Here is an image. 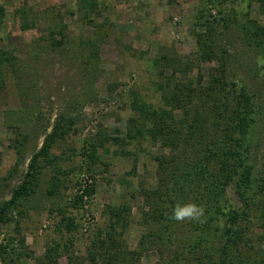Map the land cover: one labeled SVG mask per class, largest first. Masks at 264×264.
<instances>
[{
	"label": "rangeland",
	"instance_id": "1",
	"mask_svg": "<svg viewBox=\"0 0 264 264\" xmlns=\"http://www.w3.org/2000/svg\"><path fill=\"white\" fill-rule=\"evenodd\" d=\"M218 2L227 12L231 7L242 10L247 1L0 0L4 11L0 14V48L13 50L17 58L14 64L6 63L0 77V207L32 171L33 154L41 149L60 116L72 119L70 130L52 150L61 174L40 161L29 177V193L18 199L16 207H9L0 222V264H9L3 259L2 247L18 264H106L107 256L98 242L107 239L111 227L124 258L128 252L139 251L144 239L146 246L138 262L128 264H159L158 249L164 248L157 240L162 231L163 242L169 246L165 255L195 231L196 218L173 219L172 225L160 227L157 219L165 214L161 221L167 223L177 205L196 206L194 197L185 200L178 195L175 203H169L166 195L172 185L173 160L179 164L188 157L198 160L200 154L194 151L210 144L216 135L212 124H200L192 114L222 115L234 103L235 87L228 92L220 85L214 90L225 92L223 106L221 101L204 106L206 101L198 98L190 103L185 97L190 86L200 92L199 97L206 95L211 73L219 75L217 63H200L194 55L202 31L197 13L205 10L219 20L217 6H213ZM252 9V18L264 29V17L255 16ZM234 18L239 24H231L225 39L232 38L231 51L232 47L242 51L246 48L240 28L247 17ZM25 21L31 26L22 29ZM55 25L64 27L66 35L64 45L56 49L48 38ZM88 41L98 47V58L89 59L92 48L79 44ZM246 59L241 56V63ZM230 70L237 83L252 86L259 98L261 106L256 109L260 112L244 146L249 147V163L260 170L264 163V81L259 77L263 74L249 78V68L237 65ZM208 94L221 99L211 91ZM176 96L177 104L173 102ZM134 101L166 115L162 136L151 133L156 117L146 123ZM171 117L174 122L181 119L180 124H172ZM172 125L178 140L182 139L175 150L162 140L168 133L172 136ZM137 129L141 133L135 136ZM105 137L108 140L97 146L94 158L88 156L89 142L98 143ZM158 157L165 159L166 171H170L168 186L159 173ZM93 181L95 194L83 203L76 202V195ZM51 186L59 187L58 191L52 192ZM256 199L262 209L263 197ZM235 201L242 208L249 203ZM255 210H250L254 219L250 234L258 241L264 235V216L257 212V217ZM115 212L121 217H112ZM257 241L254 244L260 247Z\"/></svg>",
	"mask_w": 264,
	"mask_h": 264
},
{
	"label": "trees",
	"instance_id": "2",
	"mask_svg": "<svg viewBox=\"0 0 264 264\" xmlns=\"http://www.w3.org/2000/svg\"><path fill=\"white\" fill-rule=\"evenodd\" d=\"M246 1L245 8L242 10L231 7L227 12L218 6L222 2H218L217 5L213 3L214 7L217 6L215 10L220 17L219 20L216 16L207 13L205 10H199L197 13V19L202 31L197 35L195 58L200 63H217L218 66L215 67V71L219 72V75L211 73L208 85L209 89L206 95H200L199 97L200 92H197L189 85L190 87L185 97L190 103H192L194 98H198L200 101H206L204 106L209 103H214L215 105L217 101H221V105L223 106V104L227 103L224 91L229 92L235 87L234 91L236 93L233 95L235 97L234 103L229 105L222 115L220 113L217 116L211 117L207 111L199 113L197 109L195 110L198 112L192 114L194 120L200 124H212L216 135L210 140V144L199 151H194L197 153V156L200 154L198 160L188 157L187 162L183 161L181 164L173 160V171L170 175L172 185L169 184L170 189L166 195L170 198L169 203H175L178 195H182L185 200L194 197L193 201L197 207L203 209V215L193 221L195 231H192L190 235H185V238L180 240V245L177 246V249L170 251L167 255H165V249L167 250L169 246H166V243L163 242L164 237H162L165 231H162L160 237L157 235V238L159 237L157 242L164 248L158 249L159 264H264V235L259 236V240L257 241L258 237L250 234L252 233L254 223L252 212H250L251 208L257 209L254 211L257 217L260 214L264 216V205L262 209L261 207L258 208L261 204L256 199L258 196H262L264 199V163L260 170L254 164L249 163V147L244 146L245 140L260 112L256 109L257 105H261L258 104L257 99L259 98L253 92V87L246 86L247 84L244 81L237 83L236 81L238 80L234 78L235 74L230 70V67H236V65L248 67L250 71L249 73L247 72L249 78H252V76L259 77L260 74H263L259 78H262V81H264V29L258 26V19L252 18L251 15L254 14L249 12V9L253 8L252 10H256L255 16L264 17V0ZM3 13V9L0 8V14ZM221 15L227 17V19L221 18ZM234 17H247V20L244 21L240 28L243 31V37L240 36V39L246 48L242 51H236L233 47L231 51L228 46L232 43V38L229 41L225 39L227 36L226 31L229 30L231 24H239V20ZM35 23L36 21H34ZM30 26V22L25 21L22 29H27ZM220 26L223 29L226 28V30L222 31L219 28ZM63 28L56 25L50 28L48 38L51 40L52 48H61L64 45L66 35ZM226 38L229 37L227 36ZM79 44L82 48H85L87 45H89V48H92L89 59L98 58L99 49L95 42L90 43L88 41ZM241 56H247L245 64L241 63ZM16 60L17 58L13 50L6 51L0 48V77L6 63L14 64ZM189 67L191 66L187 68ZM218 85L224 91L214 90ZM178 91L182 94L181 89H178ZM210 91L214 96H220L222 100L213 98L208 94ZM208 99L210 100L209 102L207 101ZM135 100H137L136 96ZM173 102L177 104V96ZM134 106V108L137 107L141 110L146 123L149 122L147 120L152 121L151 116L156 117L151 133L155 137H157V134L162 136L166 125L163 116L166 115L158 113L155 110L150 111L146 103L138 105V101H134ZM171 119L172 124L175 125H177L178 121V124L181 122V119L175 122L173 117ZM71 122V117L60 116V120L52 128V131L45 136L41 149L33 154L31 159L30 166L32 171L27 172L18 192L15 191L8 203L0 207V222L4 220L3 216L6 214L8 208L12 206L16 207L18 199L29 193V177H32V174L36 172L40 161L44 162L45 166L51 168L55 174H61V168L57 163L58 158L53 155L52 150L56 147L58 140L63 139L68 133ZM32 123L31 121V127L34 128L35 125ZM43 132L45 133V131ZM172 132V136L168 133V138L164 137L165 139L162 140L171 150H175L181 144L182 139L178 140L177 131L173 125ZM140 133L141 130L137 129L135 136ZM29 136V134L24 135V140H27ZM98 136L102 137L103 133L99 131ZM105 140H108V137L102 138L98 143L97 141L89 142L91 153L88 156L94 158L97 146L101 145ZM17 141L16 139L15 142ZM22 144L23 142L19 146L21 147ZM190 153L193 152L191 151ZM157 160L160 167L159 173L162 172L163 183L168 186V174H170V171H166V161L160 157ZM190 160L194 161L191 162ZM180 179L183 180L182 183H180ZM58 189L59 187L57 186H51L52 192H56ZM195 189L201 191H196ZM95 192V183L93 181L82 188L80 193L76 195V202L83 203L86 197L91 198ZM235 200L240 202L248 201L249 203L247 204L249 206L246 204L245 208L239 207L235 204L237 202ZM157 212H160V210H157ZM257 212H260V214H257ZM164 216L165 214H161L160 218L163 219ZM112 217L119 218L121 215L115 212ZM161 219H157L159 227L174 223L173 218L168 220L167 223H162ZM262 222L264 225V221ZM111 228L114 229V227ZM112 229L107 233L106 240L98 242L99 249H103L107 256L106 264H128L133 260L138 262L139 256L142 255V248L146 246L143 242L144 239L141 240L139 251L128 252V257L124 258L125 253L117 250L120 245L116 239L117 234L115 235ZM256 241L258 242L256 244L261 243L262 245L257 247L254 244ZM1 254L5 261L8 260L9 264H18L15 263L14 259L8 258L6 250L3 247ZM46 257L52 260L50 256L46 255Z\"/></svg>",
	"mask_w": 264,
	"mask_h": 264
},
{
	"label": "clouds",
	"instance_id": "3",
	"mask_svg": "<svg viewBox=\"0 0 264 264\" xmlns=\"http://www.w3.org/2000/svg\"><path fill=\"white\" fill-rule=\"evenodd\" d=\"M203 215V209L192 204L177 205L173 210V219L183 221L185 218H199Z\"/></svg>",
	"mask_w": 264,
	"mask_h": 264
},
{
	"label": "bare ground",
	"instance_id": "4",
	"mask_svg": "<svg viewBox=\"0 0 264 264\" xmlns=\"http://www.w3.org/2000/svg\"><path fill=\"white\" fill-rule=\"evenodd\" d=\"M222 124H223V123H222ZM217 145H218V144H217ZM217 145H216V146H217Z\"/></svg>",
	"mask_w": 264,
	"mask_h": 264
}]
</instances>
